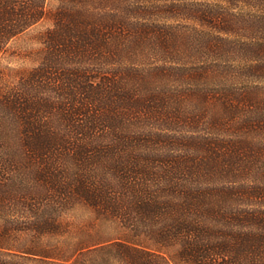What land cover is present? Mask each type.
Instances as JSON below:
<instances>
[{
	"label": "trees",
	"instance_id": "16d2710c",
	"mask_svg": "<svg viewBox=\"0 0 264 264\" xmlns=\"http://www.w3.org/2000/svg\"><path fill=\"white\" fill-rule=\"evenodd\" d=\"M55 1L0 0V62L53 20L0 69V264H264V0Z\"/></svg>",
	"mask_w": 264,
	"mask_h": 264
},
{
	"label": "rangeland",
	"instance_id": "374dc122",
	"mask_svg": "<svg viewBox=\"0 0 264 264\" xmlns=\"http://www.w3.org/2000/svg\"><path fill=\"white\" fill-rule=\"evenodd\" d=\"M57 5L58 3L55 0H50V11H53ZM52 27V18H47L41 24L12 43L8 54H6L0 62V69H4L8 74L6 78L7 82L13 84L24 74H28L31 69L39 63L44 54V46L41 42V38L43 34ZM248 178L251 181L256 179L253 175L242 177V179ZM86 213L88 212L86 211Z\"/></svg>",
	"mask_w": 264,
	"mask_h": 264
}]
</instances>
